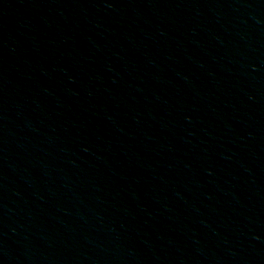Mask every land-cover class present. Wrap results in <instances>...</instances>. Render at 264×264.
<instances>
[{"label":"water","instance_id":"obj_1","mask_svg":"<svg viewBox=\"0 0 264 264\" xmlns=\"http://www.w3.org/2000/svg\"><path fill=\"white\" fill-rule=\"evenodd\" d=\"M0 264H264V0H0Z\"/></svg>","mask_w":264,"mask_h":264}]
</instances>
